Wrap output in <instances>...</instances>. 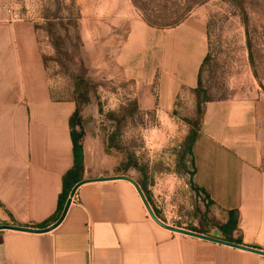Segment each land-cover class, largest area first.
<instances>
[{
  "label": "crops",
  "instance_id": "crops-1",
  "mask_svg": "<svg viewBox=\"0 0 264 264\" xmlns=\"http://www.w3.org/2000/svg\"><path fill=\"white\" fill-rule=\"evenodd\" d=\"M207 40L198 18L168 29L135 19L115 63L124 79L155 87L158 111L172 114L177 95L198 86ZM76 108L54 96L34 23L10 22L0 7V224L51 228L0 230V264H264V255L160 226L124 179L84 182L55 225ZM81 143V180L127 175L148 201L136 177L104 168L109 157ZM191 150L193 183L218 224L190 231L264 251V97L205 101Z\"/></svg>",
  "mask_w": 264,
  "mask_h": 264
},
{
  "label": "rangeland",
  "instance_id": "rangeland-1",
  "mask_svg": "<svg viewBox=\"0 0 264 264\" xmlns=\"http://www.w3.org/2000/svg\"><path fill=\"white\" fill-rule=\"evenodd\" d=\"M0 7L34 23L54 96L76 101V129L109 157L104 168L136 177L165 223L197 231L218 224L194 186L187 152L201 119L195 91L179 93L176 111L161 113L156 88L124 79L116 53L135 19L168 29L198 18L208 30L199 100L262 98L264 0H0Z\"/></svg>",
  "mask_w": 264,
  "mask_h": 264
},
{
  "label": "trees",
  "instance_id": "trees-1",
  "mask_svg": "<svg viewBox=\"0 0 264 264\" xmlns=\"http://www.w3.org/2000/svg\"><path fill=\"white\" fill-rule=\"evenodd\" d=\"M206 56L203 60L205 61ZM202 62V64H203ZM202 67V65H201ZM200 67V70H201ZM200 75V71H199ZM200 79L198 76V86L195 89V93L197 96V107H198V113L201 115L202 110L200 108L201 103L204 101H207L206 99H203V101L199 100V91H200ZM79 118H80V110L77 106L74 114L70 118V128H71V136L73 141V156H74V162L72 168L67 171L63 176V188L62 192L60 194V199L58 202V211L62 212L63 207L65 205L66 199L69 195V192L71 188L81 180L82 173H83V148L81 143L82 133L76 129V126L79 124ZM198 129H192L190 130V133L187 136V152L192 156V144L195 140L196 134ZM192 165L194 167V162L192 160ZM195 186V185H194ZM196 188V187H195ZM197 189V188H196Z\"/></svg>",
  "mask_w": 264,
  "mask_h": 264
},
{
  "label": "water",
  "instance_id": "water-1",
  "mask_svg": "<svg viewBox=\"0 0 264 264\" xmlns=\"http://www.w3.org/2000/svg\"><path fill=\"white\" fill-rule=\"evenodd\" d=\"M111 179H124V180H127L129 181L131 184L134 185V187L136 188L140 198L142 199L148 213H149V216L152 218V220L154 222H156L157 224H159L160 226L166 228V229H169V230H172V231H175L176 233H180V234H184V235H188V236H192V237H197V238H202V239H206V240H211V241H214V242H218V243H223V244H227V245H231V246H234V247H238V248H241V249H244V250H248L250 252H254V253H257V254H261V255H264V251L262 250H257V249H254V248H249V247H245V246H240V245H237V244H233V243H230V242H227V241H224V240H221V239H218L216 237H212V236H208V235H204V234H200V233H197V232H193V231H190V230H187V229H183V228H179V227H173V226H169L167 225L166 223L162 222L155 214H154V211L152 210L150 204L148 203L142 189L140 188L139 184L134 180L132 179L131 177L127 176V175H117V176H101V177H98V178H85V179H82L80 181H78L70 190L69 192V195H68V198L65 202V205L63 207V210H62V213L59 217V219L57 220L56 224L57 225L58 223H60L62 221V219L64 218L69 206H70V203L72 201V198L74 197L75 195V192L77 190V188L82 185L84 182H87V181H91V180H99V181H102V180H111ZM54 227V226H53ZM2 229H14V230H22V231H30V232H34V231H48L49 229L51 228H47V229H42V230H33V229H30V228H25V227H20V226H15V225H8V224H0V230Z\"/></svg>",
  "mask_w": 264,
  "mask_h": 264
},
{
  "label": "built area",
  "instance_id": "built-area-1",
  "mask_svg": "<svg viewBox=\"0 0 264 264\" xmlns=\"http://www.w3.org/2000/svg\"><path fill=\"white\" fill-rule=\"evenodd\" d=\"M3 10L6 12L8 20L10 22H15V21L21 20V16L18 12L13 11L11 9H6V8H3Z\"/></svg>",
  "mask_w": 264,
  "mask_h": 264
}]
</instances>
